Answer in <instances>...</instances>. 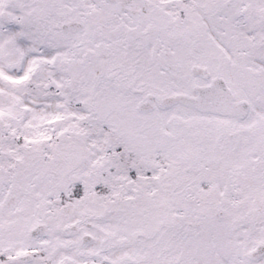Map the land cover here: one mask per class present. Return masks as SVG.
I'll list each match as a JSON object with an SVG mask.
<instances>
[{"label":"snow or ice","instance_id":"6c2138e0","mask_svg":"<svg viewBox=\"0 0 264 264\" xmlns=\"http://www.w3.org/2000/svg\"><path fill=\"white\" fill-rule=\"evenodd\" d=\"M0 264H264V0H0Z\"/></svg>","mask_w":264,"mask_h":264}]
</instances>
